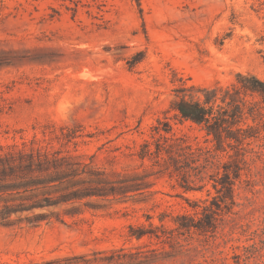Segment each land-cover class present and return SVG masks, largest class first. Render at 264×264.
<instances>
[{"label":"rangeland","instance_id":"1","mask_svg":"<svg viewBox=\"0 0 264 264\" xmlns=\"http://www.w3.org/2000/svg\"><path fill=\"white\" fill-rule=\"evenodd\" d=\"M238 75L264 81V0H0V147L57 160L33 196L69 200L0 227V264H264V104L220 151L172 109Z\"/></svg>","mask_w":264,"mask_h":264},{"label":"trees","instance_id":"2","mask_svg":"<svg viewBox=\"0 0 264 264\" xmlns=\"http://www.w3.org/2000/svg\"><path fill=\"white\" fill-rule=\"evenodd\" d=\"M175 97L172 109L181 121L200 127L207 137L213 138L216 150L220 151L226 144L231 147H242L254 137L251 135V132H254L253 128L244 130L241 125L250 119L256 123L258 115L261 116L258 112L260 103L255 102V99L260 98L264 104V81L252 75H238L237 82L226 87L184 85L176 91ZM58 169H61V166L57 160L52 161L49 154L42 153L41 150L27 152L17 146L0 147V227H15L23 220L27 223L40 224L48 219L46 215L40 214L25 219L19 216L69 201L64 196L50 203L47 198L36 200L33 196L36 190L45 188L59 179L45 176ZM74 175L75 171H72L71 176ZM224 178L222 186L225 199L230 197L232 199L234 182L230 174H225ZM126 189L125 186L121 187L119 193L127 194ZM100 191V196L108 195L104 190ZM112 191L111 193H117L115 190ZM93 195L96 194L85 191L75 194L73 199ZM16 216L18 218H14ZM179 229L187 232L192 230L206 232L202 219L197 223L195 221L181 223ZM133 236L139 241L147 236L160 239L159 235L148 234L144 230H139Z\"/></svg>","mask_w":264,"mask_h":264}]
</instances>
